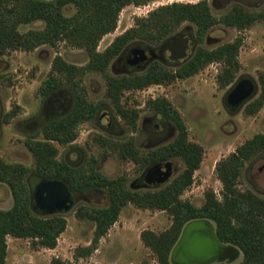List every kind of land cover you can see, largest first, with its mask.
Returning a JSON list of instances; mask_svg holds the SVG:
<instances>
[{
  "label": "trees",
  "instance_id": "16d2710c",
  "mask_svg": "<svg viewBox=\"0 0 264 264\" xmlns=\"http://www.w3.org/2000/svg\"><path fill=\"white\" fill-rule=\"evenodd\" d=\"M151 1L155 0H0V57L14 50L34 51L42 45L56 47L61 42L84 49L88 55L84 65L69 63L57 55L50 76L41 86L45 100L67 87L73 95V106L65 116L42 127L43 139H36V136L26 138L25 145L34 158L35 166L8 163L0 155V183L9 187L13 198L10 208H0V264H7L8 236L30 239L37 248L54 249L67 228L68 221L64 215L58 213L47 216L35 211L33 193L27 180L30 174L46 180L64 181L77 191L106 190L108 206L82 204L77 208V218L96 223L92 244L78 248L77 257L91 255L98 248L100 239L116 223L123 208L133 204L142 209L166 211L172 218L171 226L166 230L160 233L145 230L141 234L143 242L152 249L156 264H172L170 256L173 247L184 226L196 218L212 220L220 239L242 251L241 260L235 264H264V196L239 187L246 163L264 152V133L248 139L217 163L216 172L223 185L221 196L212 189L206 190L201 206L183 199L182 195L194 182V173L203 161L204 148L189 139L185 120L166 97L149 100L147 107L165 115L175 124L177 134L173 141L141 151L134 136L122 140L100 134L94 137L96 142L118 153L122 160L137 163L141 170L162 161L182 159L185 168L164 186L132 190L126 175L110 177L99 170L97 161L76 166L66 159L58 158L57 143L70 145L75 142L79 137L80 125L97 116L99 105L89 98L85 84L88 74L96 73L103 77L105 95L113 108L132 131H137L140 110L123 103L126 92L157 84L169 85L178 79L192 77L216 62L222 64L217 77L219 86H230L241 68L239 55L243 39L238 37L234 41L209 48L205 45L208 33L216 25L222 24L242 31L264 21V5L251 9L237 2L226 12L216 15L209 0L196 3L174 1L159 6L146 17L137 18L134 27L117 36L103 51L98 50L103 37L117 29L123 8ZM68 6L74 8L71 15L65 13ZM36 21L44 22V27L26 32L20 30L21 25ZM184 23L194 26L196 47L188 59L174 67L155 60L145 71L123 76L111 73L110 65L125 48L136 44L161 48L179 32ZM2 78L0 74V82ZM260 81L261 94L246 104L247 115L257 114L264 106V75ZM13 116L12 112L8 114V117ZM51 264L76 263L55 257Z\"/></svg>",
  "mask_w": 264,
  "mask_h": 264
},
{
  "label": "rangeland",
  "instance_id": "374dc122",
  "mask_svg": "<svg viewBox=\"0 0 264 264\" xmlns=\"http://www.w3.org/2000/svg\"><path fill=\"white\" fill-rule=\"evenodd\" d=\"M174 1L196 3L199 0H155L144 5H128L120 13L117 29L103 37L98 50L103 51L117 36L134 27L137 18L146 17L159 6ZM237 2L251 9H258L264 5V0H209L216 15L226 12ZM65 13L71 15L74 13V8L66 7ZM43 27L44 22L36 21L21 25L20 30L26 32ZM181 31L193 36L194 26L184 23L179 28V32ZM238 37L243 39L239 55L241 68L235 82L226 88H221L217 82L222 64L216 62L208 65L200 73L178 79L172 84L153 85L142 90L126 92L125 105L140 110L137 131H132L118 115H114V123L110 122L109 113L113 116L115 110L105 97V81L100 74H88L85 77L88 96L103 109V112L100 119L80 125L79 137L75 142L70 145L57 143L58 158L66 159L73 165L85 166L89 161H97L99 170L110 177L126 175L128 186L132 190L147 188L146 186L136 188L138 186L136 181L144 174V170H141L137 163L122 160L118 153L96 142L94 137L100 134L122 140L134 136L141 151L151 150L173 141L177 134L175 124L165 115L147 107L149 100L166 97L185 120L189 139L204 148L203 161L194 173V182L183 193L182 198L201 206L205 200L206 190L212 189L220 197L223 185L216 172L217 163L228 157L248 139L264 133V106L255 115L245 113L246 104L257 98L262 90L260 78L264 75V21L257 22L242 31L222 24L216 25L208 33L205 45L215 48ZM57 55L76 65H84L88 61L84 49L71 47L64 42L56 47L42 45L34 51L14 50L0 57V74L3 76L0 82V155L8 163H23L28 167H34V158L25 145L26 138L36 136V139H43L42 127L64 116L72 107L73 95L67 87H63L52 99H47L48 101L43 99L41 94V86L50 76ZM112 72L122 74L113 70ZM244 78L254 80L257 85L255 94L239 108H227L226 96L234 84ZM11 112L14 116L8 117ZM168 161L174 170L173 174L159 187L170 182L185 168L182 159ZM263 165L264 152L248 161L239 187L245 190L251 189L264 196V193L258 191H264V170L262 172L259 170ZM27 180L34 193L40 179L35 174H30ZM12 204L13 198L9 187L0 183V208L7 209ZM82 204L108 206V194L103 189L85 194L77 193L73 205L67 211L61 212L44 211L35 204V211L40 215L49 216L58 213L64 215L68 221L67 228L60 235L54 249L37 248L30 239L8 236L7 264H51L55 257L76 264H144L145 262L156 264L154 253L143 242L141 234L145 230L160 233L169 228L172 223L169 213L128 204L121 211L116 223L100 239L98 248L89 256L77 257L78 248L92 244L96 230L94 221L77 218V208ZM241 258L242 254L236 262Z\"/></svg>",
  "mask_w": 264,
  "mask_h": 264
},
{
  "label": "water",
  "instance_id": "95a60500",
  "mask_svg": "<svg viewBox=\"0 0 264 264\" xmlns=\"http://www.w3.org/2000/svg\"><path fill=\"white\" fill-rule=\"evenodd\" d=\"M164 51L172 60L186 59L191 54V44L185 36H177L164 46ZM147 56L146 51L139 50L134 61H143ZM256 90L257 85L253 79H241L229 92L227 102L233 107H240L255 94ZM159 165L164 167L161 171L153 167L147 171L148 177L153 176L151 180H147L152 185L165 183L173 174L169 162L160 163L156 167ZM43 188L54 190L55 195L52 194L50 197L57 200H44ZM37 191L36 205L44 211H67L74 203L70 189L61 180L45 181ZM56 191L58 193H55ZM239 257V249L236 246L220 239L212 220L196 218L184 226L180 238L172 249L170 260L172 264H215L233 263Z\"/></svg>",
  "mask_w": 264,
  "mask_h": 264
},
{
  "label": "flooded vegetation",
  "instance_id": "af4514ba",
  "mask_svg": "<svg viewBox=\"0 0 264 264\" xmlns=\"http://www.w3.org/2000/svg\"><path fill=\"white\" fill-rule=\"evenodd\" d=\"M185 36L186 38H188L189 39V41H190V44H191V54L194 52V50H195V47H196V45H195V42H194V38H193V36H191V34H189V33H186V32H178L177 34H175V35H173L172 37H170L166 42H165V44L161 47V48H158V47H153V46H149V45H141V44H136V46L135 45H133V46H131V47H127V48H125L124 50H123V52L116 58V64H115V61L110 65V71H111V73L112 74H114L113 72H112V70L113 71H117V72H122V74L120 75H118V74H114V75H116V76H123V75H125V74H134V73H137V72H141V71H145L149 66H150V64L151 63H153L155 60H158L159 62H161L162 64H165V65H168V66H175V65H177V64H180V63H182L184 60H186V59H188L190 56H191V54H190V56L188 57V58H186V59H179V60H172L166 53H165V51H164V46L170 41V40H172V39H174L175 37H177V36ZM139 50H144V51H146L147 53H148V56H147V58L145 59V60H143V61H139V62H136V61H134L135 60V58H136V55H137V53L139 52ZM152 51V52H151ZM155 55V56H154ZM137 70V71H136ZM241 80V79H240ZM240 80H238V81H240ZM237 81V82H238ZM237 82L234 84V86L237 84ZM105 85H106V83H105ZM157 85H163V84H157ZM153 86V85H152ZM233 86V87H234ZM151 87V86H150ZM233 87L231 88V90L233 89ZM230 90V91H231ZM105 92H106V90H105ZM229 94V93H228ZM55 95V94H54ZM53 95V96H54ZM53 96H51L48 100H50V99H52L53 98ZM105 97H106V99L110 102V100L108 99V97L105 95ZM125 97V96H124ZM124 97H123V103L125 104V102H124ZM227 97H228V95L226 96V107L227 108H229V109H235V108H239V107H233V106H231V105H229L228 104V102H227ZM62 98H64V96H62ZM65 99V98H64ZM47 100V101H48ZM249 100V99H248ZM247 102V101H246ZM111 104V103H110ZM69 105V104H68ZM112 105V104H111ZM72 106H73V103H72ZM57 107V106H56ZM72 108V107H71ZM98 112H97V116L94 118V120L96 121V120H98V119H100V116H101V113L103 112V109L100 107V106H98ZM114 109V108H113ZM71 110V109H70ZM69 110V111H70ZM115 110V109H114ZM68 111V112H69ZM67 114V113H66ZM65 114V115H66ZM64 115V116H65ZM114 115H118L121 119H122V117L115 111V114H113V116H111V114L109 113V118H110V122L111 123H114V121H115V118H114ZM63 117V116H62ZM61 118V117H60ZM123 120V119H122ZM124 121V120H123ZM125 123V122H124ZM164 162H166V161H162V162H160V163H164ZM167 162H169V161H167ZM160 163H157V164H154L153 166H151L150 168H155L156 170H159V171H161L164 167L163 166H161V165H159L158 167H156V165H158V164H160ZM76 166H78V164L76 165ZM172 166V165H171ZM150 168H148V169H146V170H144V174H143V176H142V178L141 179H138L136 182H138V186L136 187V188H139V187H141V186H146L147 188H145V189H156L157 187H159V186H161L162 184H154V185H152V184H150L147 180H151L152 178H153V176L152 177H148L147 176V171L150 169ZM154 169V170H155ZM155 170V171H156ZM173 170V169H172ZM259 170L262 172L263 170H264V165L262 166V167H260L259 168ZM174 171V170H173ZM36 176V175H35ZM37 177V176H36ZM37 178H39V177H37ZM40 179V182H38V184L36 185V187H35V191H34V197H35V204H36V194H37V189H38V187L40 186V185H42V183L43 182H45V181H48V180H46V179H42V178H39ZM164 184V183H163ZM253 185H254V183H253ZM255 186V185H254ZM68 188L70 189V191H71V193H72V195H73V198L75 197V195L77 194V193H79V194H85V193H87V192H82V191H77V190H74L73 188H71L70 186H68ZM95 190H98V189H95ZM258 190V189H257ZM43 198H44V200H46V201H51V200H57V199H54V197L51 199V197H52V194H54V190L52 191V189H48V188H43ZM60 191V190H59ZM93 191V190H92ZM259 192H262V193H264V191H262V190H258ZM255 192V191H254ZM55 193H58V191H56ZM257 194H259L258 192H256ZM55 195V194H54ZM259 195H261V194H259ZM51 196V197H50ZM38 207V206H37ZM49 212V211H48ZM53 212H55V211H53ZM58 212V211H57ZM238 248V247H237ZM239 249V248H238ZM239 254H243L242 253V251L239 249ZM238 260V259H237ZM222 263H225V264H235V263H237L236 261L235 262H233V263H228V262H222Z\"/></svg>",
  "mask_w": 264,
  "mask_h": 264
}]
</instances>
